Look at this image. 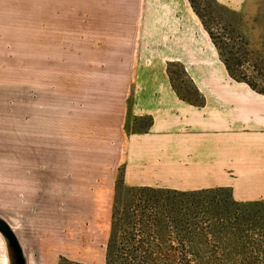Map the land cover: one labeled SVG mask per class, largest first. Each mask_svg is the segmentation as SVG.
<instances>
[{"label": "rangeland", "instance_id": "1", "mask_svg": "<svg viewBox=\"0 0 264 264\" xmlns=\"http://www.w3.org/2000/svg\"><path fill=\"white\" fill-rule=\"evenodd\" d=\"M166 1L31 0L28 7L1 0L0 215L18 234L28 264H107L108 189L124 171L126 95L137 89L142 65L161 56L158 36L169 12L157 9ZM175 10L182 20L184 12ZM236 11L261 51L264 0H245ZM189 23L192 38L210 47L194 15ZM171 69L176 86L191 95L195 85L183 66ZM132 118L134 131L147 127ZM0 264H17L1 233Z\"/></svg>", "mask_w": 264, "mask_h": 264}, {"label": "crops", "instance_id": "2", "mask_svg": "<svg viewBox=\"0 0 264 264\" xmlns=\"http://www.w3.org/2000/svg\"><path fill=\"white\" fill-rule=\"evenodd\" d=\"M24 1L30 7L31 0ZM172 1L157 9L169 12L158 36L161 56L142 65L137 89L126 95L119 166L124 183L183 192L226 188L239 202L264 200V94L230 76L213 41L207 47L192 38V15L205 27L190 0ZM217 1L233 10L245 2ZM175 8L184 12L182 20ZM175 62L193 81L190 92L198 101L175 87ZM129 117L147 127L134 131ZM117 177L109 181L112 194Z\"/></svg>", "mask_w": 264, "mask_h": 264}, {"label": "trees", "instance_id": "3", "mask_svg": "<svg viewBox=\"0 0 264 264\" xmlns=\"http://www.w3.org/2000/svg\"><path fill=\"white\" fill-rule=\"evenodd\" d=\"M190 2L230 76L264 94V44L258 52L251 44L252 28L243 12L217 0ZM200 196L206 201L198 202ZM111 226L107 264H264V200L239 202L226 188L131 187L121 171ZM227 246L239 250H213Z\"/></svg>", "mask_w": 264, "mask_h": 264}, {"label": "water", "instance_id": "4", "mask_svg": "<svg viewBox=\"0 0 264 264\" xmlns=\"http://www.w3.org/2000/svg\"><path fill=\"white\" fill-rule=\"evenodd\" d=\"M0 233L5 238L8 246L14 250L17 264H28L24 246L13 226L0 215Z\"/></svg>", "mask_w": 264, "mask_h": 264}]
</instances>
